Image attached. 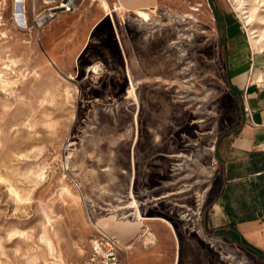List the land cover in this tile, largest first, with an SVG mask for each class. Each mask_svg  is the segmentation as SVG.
<instances>
[{"label": "rangeland", "instance_id": "374dc122", "mask_svg": "<svg viewBox=\"0 0 264 264\" xmlns=\"http://www.w3.org/2000/svg\"><path fill=\"white\" fill-rule=\"evenodd\" d=\"M259 1L247 21L238 0H84L37 41L2 0L0 264H83L99 229L123 264H264L208 225L230 76L263 71Z\"/></svg>", "mask_w": 264, "mask_h": 264}, {"label": "crops", "instance_id": "0c3cea01", "mask_svg": "<svg viewBox=\"0 0 264 264\" xmlns=\"http://www.w3.org/2000/svg\"><path fill=\"white\" fill-rule=\"evenodd\" d=\"M155 1L118 0L136 10L148 9ZM240 66L242 71L230 78L241 95L242 112L236 125L219 139L221 187L213 201L208 225L215 228L214 232L237 230L264 255V65L260 66L262 72L257 70L255 79L248 75V64ZM117 235L121 241V233ZM219 237L214 236L221 244L229 245Z\"/></svg>", "mask_w": 264, "mask_h": 264}, {"label": "built area", "instance_id": "2783aa9c", "mask_svg": "<svg viewBox=\"0 0 264 264\" xmlns=\"http://www.w3.org/2000/svg\"><path fill=\"white\" fill-rule=\"evenodd\" d=\"M5 1V0H3ZM84 0H23L22 10L15 12V0H13V17H19L18 23L27 29L34 39L41 41V30L55 17L73 13ZM3 4L0 0V26L4 25ZM122 244L120 240L99 229L92 249L83 264H123Z\"/></svg>", "mask_w": 264, "mask_h": 264}, {"label": "bare ground", "instance_id": "6f19581e", "mask_svg": "<svg viewBox=\"0 0 264 264\" xmlns=\"http://www.w3.org/2000/svg\"><path fill=\"white\" fill-rule=\"evenodd\" d=\"M236 1V0H234ZM239 1V9L242 11V15H245V18H247V21H251L253 17H251V14L247 15V13H250L249 9H247V4L248 3V0H238ZM260 3V6L261 8L259 7H255L254 11L258 14V15H261L260 19L262 20V22L264 23V14H262L261 12L264 11V0L263 2L261 3V1H259ZM20 5H21V2L20 0H15V12L16 14H18L20 12ZM258 5V4H257ZM123 10L121 9L120 12H122ZM261 11V12H260ZM110 13L113 14V10L112 8H110ZM18 17V16H17ZM116 27V26H115ZM249 30V34H250V40H251V43L254 47H259L260 46V43L262 41V38L264 36V32L261 33V34H258V30L255 28V27H251L248 29ZM122 44V43H121ZM127 60V59H126ZM99 65H96L95 68H98ZM262 78V77H261ZM130 79V78H129ZM131 86L133 87V89L135 88V84H134V81L133 79L131 78ZM135 90V89H134ZM140 215L142 216V214L140 213ZM143 218V216H142ZM170 224L172 225V223L170 222ZM173 228V227H172ZM121 242V241H120ZM178 242V241H177ZM122 243V242H121ZM123 244V243H122ZM124 247H130V245H123Z\"/></svg>", "mask_w": 264, "mask_h": 264}, {"label": "trees", "instance_id": "16d2710c", "mask_svg": "<svg viewBox=\"0 0 264 264\" xmlns=\"http://www.w3.org/2000/svg\"><path fill=\"white\" fill-rule=\"evenodd\" d=\"M230 86L231 89L234 91V93H238L239 95H237V98L240 100L241 102V95L236 87V85H234L230 79ZM219 234H225L229 237H231L232 239H234L237 242H241L243 244H245L246 246H248L249 248H251L253 251L259 253L260 255H262V258L264 259V255L263 252L259 249H257L256 247L252 246L237 230L235 229H230V230H222L218 232Z\"/></svg>", "mask_w": 264, "mask_h": 264}, {"label": "water", "instance_id": "95a60500", "mask_svg": "<svg viewBox=\"0 0 264 264\" xmlns=\"http://www.w3.org/2000/svg\"><path fill=\"white\" fill-rule=\"evenodd\" d=\"M20 2H21V5H20V10H22V5H23V0H20Z\"/></svg>", "mask_w": 264, "mask_h": 264}]
</instances>
